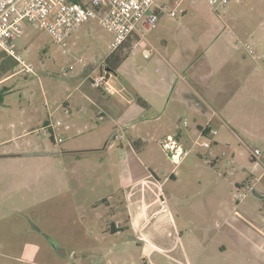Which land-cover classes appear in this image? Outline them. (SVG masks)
Instances as JSON below:
<instances>
[{
    "label": "rangeland",
    "instance_id": "obj_1",
    "mask_svg": "<svg viewBox=\"0 0 264 264\" xmlns=\"http://www.w3.org/2000/svg\"><path fill=\"white\" fill-rule=\"evenodd\" d=\"M161 1L166 5L156 26L145 34L152 57L129 49L128 65L110 76L111 84L124 87L114 99L142 95L152 103L135 117L134 129L152 133L146 149L126 163L117 139L107 137L112 119L96 108L100 97L109 98L92 80L112 40L97 19L82 23L62 45L23 21L14 48L31 73L18 72L0 49V264H264L248 249L264 241L258 235L264 228V0H232L219 13L206 0H183L176 17L168 15L174 0ZM236 39L250 42L254 53ZM153 57L176 70L170 90L156 77L155 63L145 80L131 68L130 62L141 69ZM49 119L61 123L60 142L44 126ZM170 129L190 149L178 165L156 149ZM122 132L128 143L126 127ZM254 149L262 150L260 160ZM150 153L156 165L147 164ZM104 154L106 167L98 165ZM128 166L135 169L132 178L150 168L159 175L156 192L178 222L181 245L173 263L142 236L156 245L170 240L164 224L159 233L152 229L163 215L139 230L128 218L133 197L114 191L112 181ZM124 178L131 183L127 173ZM112 225L119 230L112 232ZM179 248L186 258H179Z\"/></svg>",
    "mask_w": 264,
    "mask_h": 264
},
{
    "label": "built area",
    "instance_id": "obj_2",
    "mask_svg": "<svg viewBox=\"0 0 264 264\" xmlns=\"http://www.w3.org/2000/svg\"><path fill=\"white\" fill-rule=\"evenodd\" d=\"M181 1L183 0H174L175 6L168 11L169 16L176 17L177 14L183 12L180 7ZM206 1L214 12L219 13L232 0ZM164 5L166 4H162L161 0H88V3L78 0H0V49L17 63L18 72L31 73L33 72L32 65L25 62L14 48L15 39L23 33V21L40 26L54 43L62 45L65 38L77 30L82 23L97 19L112 35L111 52L129 36L135 35L136 39L132 43V48H137L140 42H143L141 52L144 57H148L155 48L150 45L145 34L148 30L155 28L158 9ZM226 33L230 34L228 28ZM234 42L237 46L240 43L249 53H254L249 43H241L238 39ZM100 67L101 71L92 80V84L109 94L119 92L111 84L109 80L111 73L104 68L103 61ZM64 112L68 113L69 109L64 108ZM60 125V121L54 122L51 119L44 125L45 128L50 129L53 140L58 142L62 140L57 134ZM205 131L206 127L201 130V134ZM208 132L212 133L215 130L210 129ZM201 144L205 147L209 145L206 141H202ZM161 145L167 150L171 162L175 165H178L188 153L177 142L174 135L166 136ZM251 152L255 161L260 160L259 155L262 150L254 149Z\"/></svg>",
    "mask_w": 264,
    "mask_h": 264
},
{
    "label": "crops",
    "instance_id": "obj_3",
    "mask_svg": "<svg viewBox=\"0 0 264 264\" xmlns=\"http://www.w3.org/2000/svg\"><path fill=\"white\" fill-rule=\"evenodd\" d=\"M78 1H80L82 3H88V0H78ZM191 2H194V0H191ZM228 35H230V34H228ZM70 36H71V34L68 37H70ZM135 39H136V36L131 35L123 43L128 41L130 49H138L140 47V50H142L143 45H144L143 42H140V44L137 48H132V43ZM110 52L111 51L109 49L108 52L106 53V55H104V57L101 59L100 63L102 61L104 62L105 58L109 55ZM154 52L155 51H151V54L145 58L146 59L151 58L152 55L154 54ZM127 58H128V56H127ZM127 58L119 66V68L117 70H120L126 64L128 65ZM153 63H155V65H156L154 68L152 67V69L154 70V72L156 74V77H158V80H160L163 83V86L165 85L166 90L167 89L170 90L172 88V86L176 85V83H177V81L174 82V80L176 78V70L171 65L165 63L161 59H158V58L156 59L154 57H153V60L150 62V64L149 63L144 64L141 69L135 63L130 62V65H131V68H134L136 77L138 79H144L145 80V73H146L145 71H147V69ZM98 67H99V73H100V71H101L100 64L98 65ZM104 68L106 69L105 64H104ZM112 74L113 73L111 72V75ZM9 76H11V74L7 75L3 79H5ZM146 79H147L148 85H152V83L155 84L154 82H151L148 79V77ZM109 80H110V78H109ZM115 88L118 89L119 92L114 93V94H109V93L105 92L104 90L100 89L101 93L103 95H108L109 98L107 99L104 97H100L98 99V101H96V108L98 110V113L100 114V116L103 119H106L108 117H110L112 119V125H111L112 128L111 129H113V130L110 133H108L109 135L107 137L110 138V136L112 135V137L114 139H117V141H118V153L120 156V160H122L123 162L126 163L127 160H125V159H127L128 155L133 154L136 157V155L142 154L146 149L145 146L147 144V140H148V138H150L152 133H148V132L144 133L143 132L144 129L141 130L140 128L134 129V127L136 126L135 125V117L138 114L142 113V108L150 106L152 103H150V101L146 100V98L142 97V95L140 97L138 96L137 98H133V97L125 98L124 97L125 100H123V99L120 100V98L114 99L113 98L114 95H117V94L121 95L120 92L122 93V90L124 89V87L120 85V87H119L120 89L117 87H115ZM165 88L163 87V90H165ZM110 96H112V97H110ZM119 100L121 102H119ZM122 100L125 101L124 104H123ZM66 103H67V101L64 104H66ZM190 103L191 102H189V101L186 103L187 107H188V109H190V108L193 109L190 106ZM143 116H144V114H143ZM44 124H45V122H44ZM125 127L127 130V133H125V137L128 139V143L125 141L124 134L122 132V129H125ZM173 132H174L173 129H170L169 131L166 130L160 136V138H161L160 144L158 142L156 143V144H158L156 149L159 150L161 154L167 155V157H169L168 152L166 149L163 148V146L161 145V142L166 136H169V135L175 136V133H173ZM175 138H176L177 142L181 144L182 148L186 149L187 152L190 150L189 148H186L184 146L179 135H176ZM133 140L138 142V146L134 147V145L133 146L129 145V142H132V144H133V142H134ZM105 143L106 144L109 143V140L107 139V141ZM106 144H104V146H106ZM136 147H138V151H136ZM135 151H136V154H134ZM106 159L110 160L108 155L105 156V154H104V156H101V158H100L101 162H98V165L100 164L101 166L106 167V164H102L105 162ZM146 159H147L148 165H152V164L156 165L155 163L157 162V157H155L154 153L153 154L150 153V155ZM259 162H261V161H259ZM256 166H257V164H256ZM124 167H123V169H124ZM126 168L127 169L124 170L123 174H121L120 180L117 179V180L112 181L116 186L114 191L122 190L123 193L126 192V195L128 198L130 196L133 197V199H130L133 203H132V205H130L128 207V210H129L128 218H129V221L131 222V224H133L134 227L138 228L139 230L142 229V226H144V225H145L144 227H146V224L150 223L152 220L157 218L159 215H163V220L161 221L162 223L155 224L152 229L154 232L159 233L158 229H162V227H163L162 224H164V226L166 227L165 231L166 232L167 231L169 232V230L171 231L170 233H168V235L171 237V239L166 240L165 244H157L156 245L150 240V236L148 237V235L146 233H142V236L150 243V245L152 247L159 250L161 254L165 253L166 255H169V257L167 259L170 260L171 263H173L176 260V257L171 256V254L173 251H178L177 249L181 245L179 238L175 235L177 232L176 230L178 228L177 227L178 222L174 218V216L171 212V209L166 204L167 199L163 198V197H159L160 193L156 192L157 187L159 186V184L162 183V182H160V178L158 177L159 175H157V173H156V171H154V169L150 168L149 172L142 173V174L138 173V174H136V177L132 178L131 174H135V171H134L135 169L132 168L131 166H128ZM110 170L112 171L111 168H110ZM126 173H127V175H129V179H132L131 183L126 184L124 182V179H125L124 174H126ZM109 174L111 175L112 173L109 172ZM173 176L174 175H172L171 178ZM111 193L112 192H109V194H111ZM137 193H140V196H138ZM168 195L171 196L172 194L168 193ZM239 215L242 217V215L240 213H239ZM169 222L171 223L170 229H169V226L167 224ZM254 231L258 234V232L255 229H254ZM258 235H262L264 237V234H258ZM248 249H250L256 256L260 255V256L264 257V241L263 240L253 242L252 244H250V247ZM179 254H180L179 258H180V256H183L184 258L187 257V253H185L180 248H179Z\"/></svg>",
    "mask_w": 264,
    "mask_h": 264
},
{
    "label": "trees",
    "instance_id": "obj_4",
    "mask_svg": "<svg viewBox=\"0 0 264 264\" xmlns=\"http://www.w3.org/2000/svg\"><path fill=\"white\" fill-rule=\"evenodd\" d=\"M129 49H130L129 48V42L126 41L121 46H119L117 49H115L112 52H110L109 55L104 60V64H105L106 69L109 72L117 71L119 66L126 60V58H127V53L126 52ZM134 144L138 146V143L136 141H134ZM237 186H239V185L237 184ZM104 200L107 201V199H104ZM118 230L119 229L115 225H112V227H111V231L112 232H115V231H118Z\"/></svg>",
    "mask_w": 264,
    "mask_h": 264
}]
</instances>
